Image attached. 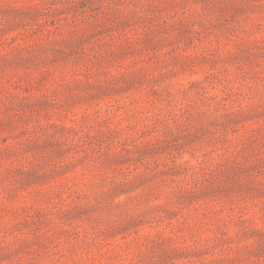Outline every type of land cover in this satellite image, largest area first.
I'll return each mask as SVG.
<instances>
[{
	"label": "rangeland",
	"instance_id": "374dc122",
	"mask_svg": "<svg viewBox=\"0 0 264 264\" xmlns=\"http://www.w3.org/2000/svg\"><path fill=\"white\" fill-rule=\"evenodd\" d=\"M0 264H264V0H0Z\"/></svg>",
	"mask_w": 264,
	"mask_h": 264
}]
</instances>
